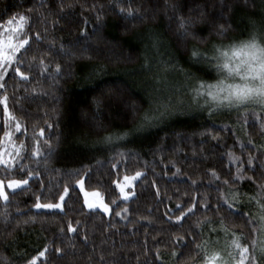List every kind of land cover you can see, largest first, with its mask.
<instances>
[{
	"label": "trees",
	"instance_id": "trees-1",
	"mask_svg": "<svg viewBox=\"0 0 264 264\" xmlns=\"http://www.w3.org/2000/svg\"><path fill=\"white\" fill-rule=\"evenodd\" d=\"M19 15L30 43L0 101L24 123L23 171L0 165V179L29 183L0 198V264L44 249L37 264H201L205 242L226 255L221 217L264 264L250 244L263 238L250 198L264 184V111L194 96L221 78L219 48L264 42V0H0V26ZM5 132L0 102V147ZM137 171L123 200L118 182ZM79 180L110 214L86 206ZM65 188L62 210L35 208Z\"/></svg>",
	"mask_w": 264,
	"mask_h": 264
},
{
	"label": "snow or ice",
	"instance_id": "snow-or-ice-1",
	"mask_svg": "<svg viewBox=\"0 0 264 264\" xmlns=\"http://www.w3.org/2000/svg\"><path fill=\"white\" fill-rule=\"evenodd\" d=\"M28 23V18L24 15H19L13 17L7 21L8 27L4 28L3 32H0V68L5 66H11L13 63H23L17 59V54L21 50H26V46L30 43V37L25 34V38L20 39L19 35L25 29V25ZM2 27V26H0ZM4 33H11L9 35H4ZM38 35V34H37ZM223 58L220 61V58ZM216 59L220 62L216 64L217 70L220 72L222 78L217 80L216 83H201L200 87L196 90L197 95H206L211 98V101L216 102L217 106H225L229 108H241L244 107L245 111H249L248 105H258L261 111H264V42H261L253 35L249 40L241 42L237 46H232L229 50H221L219 57ZM15 71L20 74L24 79L28 77L20 71L19 67L15 68ZM239 78L241 83H228L229 78L235 79ZM4 87L0 84V88ZM7 100L8 97H3L0 101L4 105L5 111H7ZM9 118L15 120L16 118L9 113ZM264 126V125H262ZM21 124L17 121L15 124V131H21ZM41 135H43V130H41ZM121 139L123 137H117ZM4 139L6 142H12V132L6 131L4 133ZM111 140V137L108 138ZM12 147L16 152V155H20V150L24 147L23 144L20 148H17L13 143ZM6 152V150H5ZM39 155V152L36 153ZM231 155V154H230ZM23 159V157H20ZM238 159V157H234ZM251 162V161H249ZM0 165L4 166V173L10 174L12 170H16L17 173L23 171V167H18L15 157L8 154V158H5V153H0ZM143 173L137 171L133 176H124V184H121V191H124L125 187H131L133 182L141 177ZM215 175V173H213ZM242 178V177H241ZM251 180V177H248ZM29 180L27 178L23 179H0V198L5 202L9 200V196L5 191L6 188L19 189L23 186L28 185ZM82 184V182H80ZM227 183V181H225ZM260 191L257 196L260 199H264V184L258 185ZM68 194V189H64V195L59 197V202L57 203H37L35 207L37 208H48V209H62L65 196ZM94 195H96L94 193ZM128 193H125V199L128 198ZM239 193L232 194V202L227 198L222 197L225 203L228 204L229 208L233 207V202L237 200ZM256 201L260 209L259 220V231L264 235V204L260 203V199L252 197ZM97 205L89 203V207H95ZM99 206L103 207L105 211H108V206L101 203ZM192 211V208H189ZM183 217H178L177 219H182ZM220 226L225 233L229 231L227 227L224 226V218H220ZM249 223H252V219L249 218ZM69 231L75 232L76 229L69 226ZM211 231L215 232L217 229L213 228ZM257 231V229H253ZM233 239L230 243L231 251L227 252V259L222 254L221 251L213 250L208 252L204 249L203 245H197L198 249L205 252L203 257V264H258L256 256L250 251L248 244L241 243V237L236 235L235 232L232 233ZM176 240L182 241L183 237H176ZM207 243V242H205ZM251 247L253 249L258 247V251L261 257H264V238L260 239L259 242L253 239L251 242ZM47 249L41 251L38 256L31 259L28 264H37L41 257H44ZM173 256L178 255L175 251L172 252ZM179 264V262H178Z\"/></svg>",
	"mask_w": 264,
	"mask_h": 264
},
{
	"label": "rangeland",
	"instance_id": "rangeland-1",
	"mask_svg": "<svg viewBox=\"0 0 264 264\" xmlns=\"http://www.w3.org/2000/svg\"><path fill=\"white\" fill-rule=\"evenodd\" d=\"M16 17L18 18V16H16ZM7 27H8V24H6L5 26H3V27L0 29V32H3V31H4V28H7ZM27 30H28V23L25 25V29H24V31H23L22 33L18 34L20 39L25 38V34L27 33ZM9 34H11V33H4L5 36H6V35H9ZM27 36H28V35H27ZM239 44H240V43H239ZM239 44H232V45H226V46H224V47H221V48L218 49V54L220 53L221 50H225V51H227V50H229L232 46H237V45H239ZM222 60H223V58L221 57V58H220V61H222ZM13 64H14V63H13ZM13 64H12L11 66H5V67H3V68H0V84H3V85H4V79H5L6 73H7L8 71H10V69H12ZM216 69H217V68H216ZM216 69H215V70H216ZM219 73H220V72H219ZM219 76L222 78L221 74H220ZM221 78H220V79H221ZM228 83H241V81L239 80L238 77L235 78V79L229 78ZM0 89H1V88H0ZM194 96H195V99H199V100L204 99L206 103L209 102V103H212V104H213V103L216 104V102L211 101V98L207 97L206 95H199V96H198L196 90H195V92H194ZM2 100H3V98H2ZM250 106L259 107L258 105H248L247 107H250ZM9 113H10L12 116L15 117V115L13 114V112H12V110H11L10 104H9V102H8V100H7V111H5V109H4V123H5V126H6V131H11V132H12V142H11V143L6 142L5 139H4V137H3L2 145H1V147H0V153H5V158H6V159L8 158V154H11V156L15 157V159H16V161H17L19 156L16 155V152L14 151V149H13V147H12V144L14 143V144L16 145L17 148H20V145H21L22 143L19 142V140H17L16 137H17V134H18L19 132H21L22 130H24V123H23L20 119H18L17 117H15V118H16L15 120L10 119V118H9ZM17 121H18V122L21 124V126H22V127H21V131H19V132L15 131V124H16ZM5 150H6V152H5ZM21 150H22V149H21ZM21 150H20V153H21ZM141 173H143V172H141ZM133 175H134V174H132V175H128V176L131 177V176H133ZM139 179H140V177H139L138 179H136V180L133 182V185H132L131 187H125L123 192L121 191V187H120V185H121V184H124V179H122L120 182H118V187H119L120 192H121V198H122L123 200H130V199H132V198L134 197V195H135L134 185H135V183H136ZM80 182H82V184H81ZM77 185H78V187L81 189V191H82V193H83L84 200H85V204H86V206H87L88 208H90V207H89V203H93V204H95V205H97V206H95V207H91L90 209L100 210V211H102V212H104V213H106V214H110V213H111L112 208H111L110 204H108V203L106 202L104 196L102 195V193H101L99 190H89V189H87V188L85 187V185H84V181H83V180H79L78 183H77ZM15 190H16V189H15ZM5 191H6L7 194L9 195V192H10V191H14V190H13V189H10V188H6ZM94 193H95L96 195H94ZM125 193H128V194H129L127 199H125ZM63 195H64V194H63ZM65 197H66V196H65ZM57 202H59V200H58ZM57 202H55V203H57ZM63 203H64V202H63ZM101 203H103V204H105V205L108 206V211H105L103 207L99 206ZM41 204H45V203H41ZM35 208H36V209H39V210H41V209H48V208H37V207H35ZM62 209H63V208H62ZM62 209H57V210H62ZM210 229H213V227L210 228ZM222 232L225 234V238H224L225 243H226V241H227V250H226V255H225V258L227 259V258H228V257H227V252H228V251H231L230 243H231V240L233 239V236H232L230 233H225L224 231H222ZM263 238H264V235H263ZM210 246H211L210 243L207 242V243H206V247H205V249H206L208 252L213 251V250L210 249ZM218 251H221V250L219 249ZM221 252H222V251H221ZM222 254H223V253H222ZM223 255H224V254H223ZM256 259H257L258 264H259V260H258L257 256H256ZM201 264H203V260H202Z\"/></svg>",
	"mask_w": 264,
	"mask_h": 264
}]
</instances>
